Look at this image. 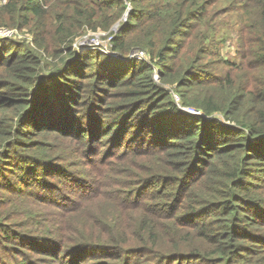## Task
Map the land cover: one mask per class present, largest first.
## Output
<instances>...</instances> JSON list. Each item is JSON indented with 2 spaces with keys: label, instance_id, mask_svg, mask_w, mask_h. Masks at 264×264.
I'll list each match as a JSON object with an SVG mask.
<instances>
[{
  "label": "trees",
  "instance_id": "trees-1",
  "mask_svg": "<svg viewBox=\"0 0 264 264\" xmlns=\"http://www.w3.org/2000/svg\"><path fill=\"white\" fill-rule=\"evenodd\" d=\"M0 26L32 36L0 41V264H264V0H7ZM98 32L123 59L76 50Z\"/></svg>",
  "mask_w": 264,
  "mask_h": 264
},
{
  "label": "built area",
  "instance_id": "built-area-1",
  "mask_svg": "<svg viewBox=\"0 0 264 264\" xmlns=\"http://www.w3.org/2000/svg\"><path fill=\"white\" fill-rule=\"evenodd\" d=\"M6 3H7V0H4L3 4H6ZM19 33H20V31L18 29H10V28L0 26V41H6V40L17 41L19 38ZM104 35H105L104 37H106L107 39L103 40V39H100L97 37L98 40H92V39L88 40L87 39L88 35H86L82 38L84 41L80 44V46L77 47V44H75L74 47L77 50H81V49L98 50L102 54L110 55L116 59H123L119 54L114 53L111 50L113 36L109 35V33H104ZM89 36H90V34H89ZM20 41H23V40H20ZM132 59H136V60H140V61H146L148 64H150V58L145 51L135 50V51L131 52L129 54V56L124 60H132ZM154 79H155V81L159 82V77H158L157 72L155 73ZM173 97H174V100H175V102H176V104L180 110H182L188 114H191V115H197V116L203 115L202 113L200 114L195 109L184 107L181 103L180 97L177 96L176 94H174Z\"/></svg>",
  "mask_w": 264,
  "mask_h": 264
},
{
  "label": "rangeland",
  "instance_id": "rangeland-1",
  "mask_svg": "<svg viewBox=\"0 0 264 264\" xmlns=\"http://www.w3.org/2000/svg\"><path fill=\"white\" fill-rule=\"evenodd\" d=\"M3 2H4V0H0V5H2L3 4ZM105 35H104V32H98V33H95V34H90V36L88 35V40L89 39H92V40H98V38H100V39H107L106 37H104ZM98 37V38H97ZM20 40H28V42H31L32 41V36L30 35V33L28 32V31H22V32H20L19 33V38H18V40L17 41H20ZM84 40L81 38V39H79L77 42H76V44H77V47L78 46H80V44L83 42ZM77 50V49H76ZM77 51H80V52H83V53H87L88 51H90V50H87V49H81V50H77ZM224 52L226 53V54H229V53H231L232 55L234 54V52H235V47L234 46H229V45H227L226 46V48H225V50H224ZM156 82H158V81H156ZM198 112L201 114V112L198 110Z\"/></svg>",
  "mask_w": 264,
  "mask_h": 264
},
{
  "label": "water",
  "instance_id": "water-1",
  "mask_svg": "<svg viewBox=\"0 0 264 264\" xmlns=\"http://www.w3.org/2000/svg\"><path fill=\"white\" fill-rule=\"evenodd\" d=\"M128 16H129V12H127V13L125 14V16H124L125 21L127 20ZM118 26H119V23L113 28V30H114V31H117Z\"/></svg>",
  "mask_w": 264,
  "mask_h": 264
}]
</instances>
